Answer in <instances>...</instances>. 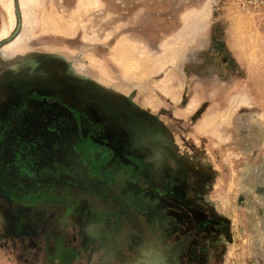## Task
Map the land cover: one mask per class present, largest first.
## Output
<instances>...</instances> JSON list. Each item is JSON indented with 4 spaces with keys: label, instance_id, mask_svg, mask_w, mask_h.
Masks as SVG:
<instances>
[{
    "label": "rangeland",
    "instance_id": "374dc122",
    "mask_svg": "<svg viewBox=\"0 0 264 264\" xmlns=\"http://www.w3.org/2000/svg\"><path fill=\"white\" fill-rule=\"evenodd\" d=\"M8 2L18 22L4 33ZM27 69L88 85L97 98L125 102L136 118L155 122L226 228L204 242L202 264H264V6L0 0V73ZM14 217L0 210V264H49L41 254L55 231L29 219L22 232Z\"/></svg>",
    "mask_w": 264,
    "mask_h": 264
},
{
    "label": "flooded vegetation",
    "instance_id": "af4514ba",
    "mask_svg": "<svg viewBox=\"0 0 264 264\" xmlns=\"http://www.w3.org/2000/svg\"><path fill=\"white\" fill-rule=\"evenodd\" d=\"M27 71L0 73V210L22 232L29 219L51 226L43 261L202 264L204 242L226 228L155 122L88 85Z\"/></svg>",
    "mask_w": 264,
    "mask_h": 264
},
{
    "label": "bare ground",
    "instance_id": "6f19581e",
    "mask_svg": "<svg viewBox=\"0 0 264 264\" xmlns=\"http://www.w3.org/2000/svg\"><path fill=\"white\" fill-rule=\"evenodd\" d=\"M23 4H25L24 3V0H21V5H23ZM4 7L6 8L5 11H6V14H7L8 19H9V23H8L9 27H6L5 24L4 25H5L6 29L8 30V28L10 29L11 26L13 25V20H14V17L13 16H14V13L12 11V6H11V4L9 2ZM26 19H28V18H26ZM23 28H25V27H23ZM6 29L3 28V31L2 32H4V33L7 32ZM2 36H5V34H2ZM21 39H23V35L22 34L19 35V37L16 39V42L20 41ZM5 48L7 49V52H9V51H11L14 48V46L12 44H9ZM121 126H123V125L121 124Z\"/></svg>",
    "mask_w": 264,
    "mask_h": 264
},
{
    "label": "built area",
    "instance_id": "2783aa9c",
    "mask_svg": "<svg viewBox=\"0 0 264 264\" xmlns=\"http://www.w3.org/2000/svg\"><path fill=\"white\" fill-rule=\"evenodd\" d=\"M243 10H256L264 6V0H235Z\"/></svg>",
    "mask_w": 264,
    "mask_h": 264
},
{
    "label": "crops",
    "instance_id": "0c3cea01",
    "mask_svg": "<svg viewBox=\"0 0 264 264\" xmlns=\"http://www.w3.org/2000/svg\"><path fill=\"white\" fill-rule=\"evenodd\" d=\"M26 2H30V0L29 1H27V0H24V3H26ZM22 9H24V7H22ZM14 17V16H13ZM17 18H16V16L14 17V20H13V25L11 26V28L10 29H8L7 30V33L9 32V31H11L12 32V27L14 28V26H16V24H17V22H18V19L16 20ZM5 21H7V22H9V19H8V16H7V14H6V17H5ZM7 24V23H6ZM8 25V24H7ZM8 27H9V25H8ZM129 97V96H128ZM135 103V102H134ZM130 104H132V103H130ZM207 263V262H206ZM214 264H216V263H214Z\"/></svg>",
    "mask_w": 264,
    "mask_h": 264
},
{
    "label": "water",
    "instance_id": "95a60500",
    "mask_svg": "<svg viewBox=\"0 0 264 264\" xmlns=\"http://www.w3.org/2000/svg\"><path fill=\"white\" fill-rule=\"evenodd\" d=\"M81 86H82V84H81ZM85 86V85H84ZM107 100V99H106ZM110 104H113L110 100H107Z\"/></svg>",
    "mask_w": 264,
    "mask_h": 264
}]
</instances>
